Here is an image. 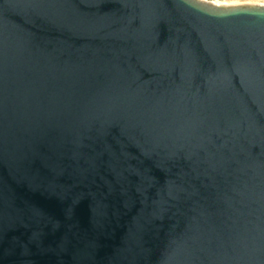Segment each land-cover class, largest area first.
I'll use <instances>...</instances> for the list:
<instances>
[{
	"label": "water",
	"instance_id": "obj_1",
	"mask_svg": "<svg viewBox=\"0 0 264 264\" xmlns=\"http://www.w3.org/2000/svg\"><path fill=\"white\" fill-rule=\"evenodd\" d=\"M0 264H264V5L0 0Z\"/></svg>",
	"mask_w": 264,
	"mask_h": 264
},
{
	"label": "rangeland",
	"instance_id": "obj_2",
	"mask_svg": "<svg viewBox=\"0 0 264 264\" xmlns=\"http://www.w3.org/2000/svg\"><path fill=\"white\" fill-rule=\"evenodd\" d=\"M208 2L219 3V4H231L237 2L238 4H262L264 5V0H206Z\"/></svg>",
	"mask_w": 264,
	"mask_h": 264
},
{
	"label": "bare ground",
	"instance_id": "obj_3",
	"mask_svg": "<svg viewBox=\"0 0 264 264\" xmlns=\"http://www.w3.org/2000/svg\"><path fill=\"white\" fill-rule=\"evenodd\" d=\"M238 4L237 2L231 3V4H224V5H236Z\"/></svg>",
	"mask_w": 264,
	"mask_h": 264
}]
</instances>
